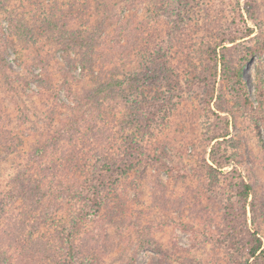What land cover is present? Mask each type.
<instances>
[{"label": "rangeland", "instance_id": "rangeland-1", "mask_svg": "<svg viewBox=\"0 0 264 264\" xmlns=\"http://www.w3.org/2000/svg\"><path fill=\"white\" fill-rule=\"evenodd\" d=\"M53 21L91 54L65 52ZM154 58L176 85L90 94ZM145 90L170 105L137 109ZM82 182L94 201L71 197ZM249 234L264 249V0H0L2 264H245Z\"/></svg>", "mask_w": 264, "mask_h": 264}, {"label": "trees", "instance_id": "trees-1", "mask_svg": "<svg viewBox=\"0 0 264 264\" xmlns=\"http://www.w3.org/2000/svg\"><path fill=\"white\" fill-rule=\"evenodd\" d=\"M9 22L11 23V31L16 30L21 28V26L17 23H15V21H19V18L16 17L15 15H11L10 18L8 19ZM49 22V21H48ZM50 23V22H49ZM47 24V23H46ZM48 25H45V28L47 29ZM52 29L54 31V35L57 36L58 38V42L61 44L62 49L65 52H68L69 49H85L87 47L89 53L91 54L92 52V44L90 42V38L92 35H86V33L84 31H72L68 29L67 23L63 22L62 25L60 23H58L57 21H53V23L49 24L48 29ZM66 30L68 32L69 35L64 36V34L66 33ZM244 31V32H243ZM242 32L239 33H235L234 35H231L227 38V43L229 44H234L236 41L238 40H243L246 38H249L251 35V30H249L248 28L244 29ZM58 33V34H56ZM225 40H222L221 42L223 43ZM88 51L85 53V55L88 53ZM211 56L208 60V62H211V66L212 68H214V71H212V75L216 76L217 71H216V66H217V54H216V48L212 47L211 48ZM251 48H245V52H250ZM240 53H243L242 51ZM150 57H153V55H150ZM156 58L150 59V60H145L144 63L142 62L141 64L139 63L138 69L134 70L132 72L131 76L128 77H124V81H119V80H114V79H109L107 80L105 83L101 84L99 87H96L94 90L91 91V95H101L105 92L108 91H114V90H118L120 89L123 85H126L127 83L129 84H133L135 87H142L145 89H151L150 86L153 85V81H159L162 80L164 82L165 85H167L168 87H173L172 85H176L177 82H175V80H173V78H171V76H168L167 73L169 72L165 65L162 67V69L159 70L158 67H154L157 62ZM246 55H242L238 58V60H236L235 62V68L234 71L232 73V75H230V78L233 80L234 86L237 88L241 87L243 88L244 83L241 79V71L243 69L244 64L246 63ZM158 62H160V59L158 58ZM223 63L225 64L226 62L223 60ZM144 64V65H143ZM84 67V66H83ZM152 67V68H151ZM150 93V91L145 90L142 91L140 93L141 97H140V104H139V110L142 111V109H144V107L146 108H151V109H156L157 107H161V105L159 106V101L162 102V107H165V103L167 100H165V97L163 94L162 95V100H160L158 98V96H154L155 94H153L152 96H148ZM170 101V100H169ZM169 101H167L168 103H166V105H170ZM142 105V108H140V106ZM261 118V117H260ZM217 137L215 138V140L219 139V138H224L227 137L228 135V127H225L224 130L218 132ZM217 145L215 144L212 148V161L215 163H218L216 161V158L214 157L215 155V151L217 149ZM46 152V150H44V153ZM41 157H42V153H41ZM90 187L92 188V192H90V197H91V202L94 201L95 198V186L93 187V185L91 186L90 182H82L81 184H79V186H76V188H72L69 192L71 193V197H76L78 198L81 193L79 192V190H90ZM19 188H15L14 192L17 194ZM238 190V195L239 198L242 200L243 203H247V200L249 198V196L251 195L252 189L251 186L249 184H247L246 182H244V180L241 179V182L237 188ZM20 193H18L19 195H21V198L24 199L25 201H29L28 200V195L25 194L26 191H28V188H25V190H19ZM33 191V189H29V192ZM13 196H15L12 193ZM13 196H7V201L8 202H12L13 201ZM35 194L33 195V199H35ZM30 199V198H29ZM83 211L79 210L77 212V214L73 217V219L70 222V226L71 228H73L75 225H80V221L84 220L85 217H83ZM251 239L248 243V245L245 246V252L247 255V259L245 264H248V260L252 259L253 263H249V264H258L259 262H264V249L261 248V240L257 237L256 234H249L248 239ZM59 242L62 241L59 240ZM25 246H28V242H26ZM36 246V243H35ZM62 251V250H61ZM40 254V252H39ZM0 264H2V262H0ZM264 264V263H263Z\"/></svg>", "mask_w": 264, "mask_h": 264}]
</instances>
